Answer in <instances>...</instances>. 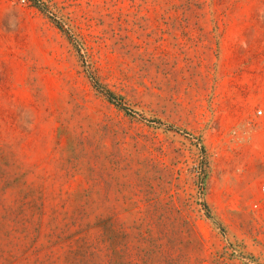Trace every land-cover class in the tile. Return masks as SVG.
<instances>
[{"label":"rangeland","instance_id":"374dc122","mask_svg":"<svg viewBox=\"0 0 264 264\" xmlns=\"http://www.w3.org/2000/svg\"><path fill=\"white\" fill-rule=\"evenodd\" d=\"M263 187L264 0H0V264H264Z\"/></svg>","mask_w":264,"mask_h":264},{"label":"trees","instance_id":"16d2710c","mask_svg":"<svg viewBox=\"0 0 264 264\" xmlns=\"http://www.w3.org/2000/svg\"><path fill=\"white\" fill-rule=\"evenodd\" d=\"M35 6L37 8H40L39 4L37 5V3ZM204 206L207 209V206L206 205ZM97 227H102L106 233L107 240H104V242L105 244L108 245L106 246L107 264H135L133 261L130 244L128 243L124 246L119 247L120 243L118 242H124L126 240L128 242V238L130 237L129 232L126 230L125 227H123L122 225L118 226L117 220H113V219L102 220L97 223ZM164 245H165V248H164ZM164 245L163 247L162 245H159V247H157V249L160 250L162 254L163 253L165 254L164 264H177V259L172 257L170 254L165 253L166 246H168V244L164 243ZM152 251L153 253H156L155 250H152ZM142 258H143L142 259L143 261L144 257ZM142 264H148V263L144 262Z\"/></svg>","mask_w":264,"mask_h":264},{"label":"built area","instance_id":"2783aa9c","mask_svg":"<svg viewBox=\"0 0 264 264\" xmlns=\"http://www.w3.org/2000/svg\"><path fill=\"white\" fill-rule=\"evenodd\" d=\"M258 113H259V115H262V111H259ZM263 191H264V187H263ZM255 208L260 209V207L258 205H255ZM263 217H264V212H263Z\"/></svg>","mask_w":264,"mask_h":264}]
</instances>
